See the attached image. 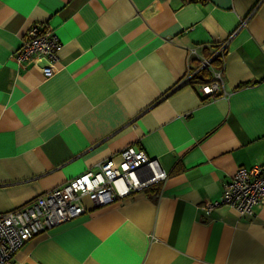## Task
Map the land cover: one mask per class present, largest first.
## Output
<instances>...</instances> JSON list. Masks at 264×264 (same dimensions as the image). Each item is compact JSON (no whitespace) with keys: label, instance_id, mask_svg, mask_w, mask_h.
I'll return each mask as SVG.
<instances>
[{"label":"crops","instance_id":"crops-1","mask_svg":"<svg viewBox=\"0 0 264 264\" xmlns=\"http://www.w3.org/2000/svg\"><path fill=\"white\" fill-rule=\"evenodd\" d=\"M35 24L58 35V60L17 61ZM221 44L222 82L205 99L213 73L191 52ZM127 146L166 180L106 205L84 197L86 213L10 264H264V203L200 207L264 163V0H0V213Z\"/></svg>","mask_w":264,"mask_h":264},{"label":"built area","instance_id":"built-area-1","mask_svg":"<svg viewBox=\"0 0 264 264\" xmlns=\"http://www.w3.org/2000/svg\"><path fill=\"white\" fill-rule=\"evenodd\" d=\"M60 44L55 32L35 24L25 34L22 44L15 51V57L19 63L38 56H47L56 61ZM226 46L222 44L220 51L225 52ZM192 55L197 56L200 68H207L213 73L212 81L200 88L202 97L207 99L219 91L222 72L213 67V57L200 55L196 50L191 52ZM53 72L51 66L44 69L46 76H51ZM191 76L189 72L188 78ZM167 177L168 172L158 158L150 157L135 146H127L117 156L103 160L96 170L87 169L66 183L40 194L26 205L1 212L0 264H10L14 254L40 231L86 213L88 209L84 197L91 199L97 206L106 205L143 191ZM258 203H264V163L250 168L241 166L225 182L221 199L205 202L200 207L209 214L221 205H228L239 215H244Z\"/></svg>","mask_w":264,"mask_h":264},{"label":"trees","instance_id":"trees-1","mask_svg":"<svg viewBox=\"0 0 264 264\" xmlns=\"http://www.w3.org/2000/svg\"><path fill=\"white\" fill-rule=\"evenodd\" d=\"M221 45H222V44H221ZM219 46H220V45H219ZM220 55H221V51H219L218 55H216V56L213 57L212 64L214 63L215 60H218V59H219V56H220ZM207 57H209V56H207ZM206 69H207V68H206ZM206 69H203V70H202V73L205 72ZM202 73L198 75L200 78H203V77H204V73H203V74H202ZM211 81H212V79H211L210 81H208V83H210Z\"/></svg>","mask_w":264,"mask_h":264}]
</instances>
